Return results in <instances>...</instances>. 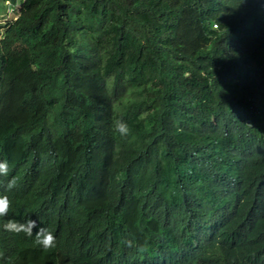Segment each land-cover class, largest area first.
Masks as SVG:
<instances>
[{"label":"trees","instance_id":"trees-1","mask_svg":"<svg viewBox=\"0 0 264 264\" xmlns=\"http://www.w3.org/2000/svg\"><path fill=\"white\" fill-rule=\"evenodd\" d=\"M8 1L0 264H103L130 231L164 224L186 248L179 264H264V66L248 57L264 54V0H0V11ZM174 199L199 200V218L178 216ZM91 213L119 231L101 254L80 235ZM27 218L54 248L3 229Z\"/></svg>","mask_w":264,"mask_h":264},{"label":"clouds","instance_id":"clouds-1","mask_svg":"<svg viewBox=\"0 0 264 264\" xmlns=\"http://www.w3.org/2000/svg\"><path fill=\"white\" fill-rule=\"evenodd\" d=\"M9 4V1L6 2V7L10 8L11 12L12 8ZM256 47L251 48L248 57L255 64L264 66V54L260 53V49ZM257 81L260 80L249 83H258ZM257 96L260 95L258 94ZM115 130L122 137L128 136L131 131L129 125L124 120H117L115 122ZM8 173V162L6 160L0 161V179L7 176ZM0 183L3 182L0 181ZM16 184V179L13 177L7 183V190L14 189ZM184 192L186 194L190 193L196 198L202 196L200 188H190ZM201 205L198 200L196 208L192 209L174 199V211L190 224L199 218ZM10 207L11 201L9 196L4 192H0V218L8 216ZM237 218L236 210L232 208L226 216V221L229 224H235ZM3 229L17 235L21 233L29 237L34 235L35 243L43 249H51L56 246V236L48 228L41 227V221L37 218H27L23 222L9 219L3 224ZM33 229L35 230V234L33 233ZM136 232L130 231L125 235L119 246L120 250L117 249L115 252V249H113L102 253L101 251L104 248L109 249L110 246L116 243L119 231H117L115 223L106 219L103 214L91 213L84 227L81 226L80 229V235L82 236V240L87 244L88 251L92 254L102 253L100 259L103 264H179L186 259V248L181 243L179 237L174 234L176 231L170 228L168 224L153 228L152 231L139 235H136ZM0 256H2V253H0Z\"/></svg>","mask_w":264,"mask_h":264},{"label":"rangeland","instance_id":"rangeland-1","mask_svg":"<svg viewBox=\"0 0 264 264\" xmlns=\"http://www.w3.org/2000/svg\"><path fill=\"white\" fill-rule=\"evenodd\" d=\"M10 15L11 12H10V8L8 7H6L5 10L0 11V19H2L1 23H3L6 19H8Z\"/></svg>","mask_w":264,"mask_h":264}]
</instances>
